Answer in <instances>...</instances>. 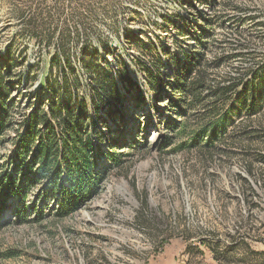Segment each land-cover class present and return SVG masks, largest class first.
I'll list each match as a JSON object with an SVG mask.
<instances>
[{
	"label": "rangeland",
	"instance_id": "obj_1",
	"mask_svg": "<svg viewBox=\"0 0 264 264\" xmlns=\"http://www.w3.org/2000/svg\"><path fill=\"white\" fill-rule=\"evenodd\" d=\"M197 31L260 59L264 0H0L11 98L24 108L45 78L63 74L80 99L101 85L100 147L119 160L101 157V193L66 218L40 204L39 221L0 213V264H264V115L249 141L236 129L213 151H172L185 139L174 132L167 84ZM56 52L61 73L50 74ZM251 64L234 58L221 73ZM10 150L0 145V164Z\"/></svg>",
	"mask_w": 264,
	"mask_h": 264
},
{
	"label": "trees",
	"instance_id": "obj_2",
	"mask_svg": "<svg viewBox=\"0 0 264 264\" xmlns=\"http://www.w3.org/2000/svg\"><path fill=\"white\" fill-rule=\"evenodd\" d=\"M194 40L192 52L186 53L176 75L168 78L174 132L185 139L172 151L197 147L213 151L234 140L231 133L236 129L243 134L240 141H249L248 128L260 125L264 115V56L259 59L239 47L233 49L200 31ZM246 56L252 62L250 67L233 75L221 73L231 59ZM8 60L0 69V145L8 143L11 150L0 164V213L8 212L24 221L26 213L35 212L34 220L39 221L43 218L42 210L36 209L40 204L57 219L66 218L101 193L105 176L101 157L112 165L119 164L117 154H106L100 147L103 134L97 126L106 125L98 111L109 92L97 85L100 92L92 89L90 99H80L71 91L72 86L78 87L77 80L70 83L63 74L54 82L45 78L44 84L38 85L34 103L21 108L11 98L14 87L6 81L12 63ZM60 63L56 52L49 73H61ZM123 80L133 83L128 76ZM33 84L28 83L27 88ZM110 93L116 94L114 84ZM16 112H20L19 117ZM247 172L250 174L249 168Z\"/></svg>",
	"mask_w": 264,
	"mask_h": 264
}]
</instances>
